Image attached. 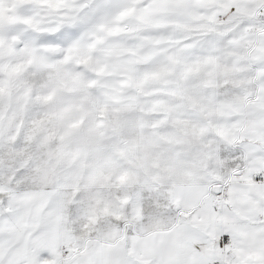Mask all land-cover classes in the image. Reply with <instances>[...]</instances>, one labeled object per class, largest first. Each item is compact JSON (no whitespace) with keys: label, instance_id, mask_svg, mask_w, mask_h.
<instances>
[{"label":"snow or ice","instance_id":"obj_1","mask_svg":"<svg viewBox=\"0 0 264 264\" xmlns=\"http://www.w3.org/2000/svg\"><path fill=\"white\" fill-rule=\"evenodd\" d=\"M0 264H264V0H0Z\"/></svg>","mask_w":264,"mask_h":264}]
</instances>
